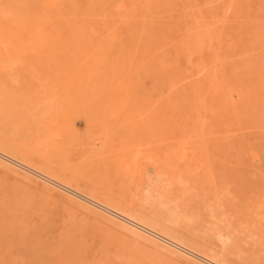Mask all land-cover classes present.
Instances as JSON below:
<instances>
[{"label": "rangeland", "instance_id": "374dc122", "mask_svg": "<svg viewBox=\"0 0 264 264\" xmlns=\"http://www.w3.org/2000/svg\"><path fill=\"white\" fill-rule=\"evenodd\" d=\"M54 11L57 30L4 34L0 12V264H207L128 214L264 264V0Z\"/></svg>", "mask_w": 264, "mask_h": 264}, {"label": "bare ground", "instance_id": "6f19581e", "mask_svg": "<svg viewBox=\"0 0 264 264\" xmlns=\"http://www.w3.org/2000/svg\"><path fill=\"white\" fill-rule=\"evenodd\" d=\"M66 0H1V34L12 32V33H40L46 32L49 30H57L58 26H55L52 21L51 16V7L57 10V15L60 10V3ZM58 23V22H57ZM23 41V40H22ZM250 101L251 99L248 98ZM254 106L250 105V103L246 100L242 101L239 108L241 122L249 120L248 112L249 109H252ZM240 123V121H238ZM262 127V126H261ZM260 127V128H261ZM259 129V128H258ZM7 155V154H6ZM6 159V158H5ZM15 159V158H14ZM7 160V159H6ZM11 162V160H9ZM18 166V165H17ZM50 181V180H49ZM52 182V181H51ZM85 196V195H83ZM89 197V196H88ZM97 202V201H95ZM161 204V203H160ZM104 205V204H103ZM102 206V205H101ZM107 207V206H105ZM104 207V208H105ZM113 209V208H112ZM106 210V209H105ZM169 210V209H167ZM108 211V210H107ZM113 211V210H112ZM117 211V210H116ZM115 212V211H113ZM109 211V213L118 216L117 214ZM117 213V212H116ZM122 216V213H120ZM125 214V213H124ZM129 215V214H128ZM128 215H123L120 217L122 221L127 223L128 225L121 224L131 230L134 233H138L135 228L145 231L146 233L163 240L164 242L183 250L185 253L190 255L191 257L198 258L207 264H213L214 260H211L198 252L180 244L175 239L162 234L153 228H150L145 223L136 220ZM47 255V253H46ZM221 262V261H220Z\"/></svg>", "mask_w": 264, "mask_h": 264}]
</instances>
